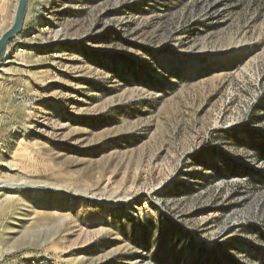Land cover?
Returning <instances> with one entry per match:
<instances>
[{"label":"rangeland","instance_id":"1","mask_svg":"<svg viewBox=\"0 0 264 264\" xmlns=\"http://www.w3.org/2000/svg\"><path fill=\"white\" fill-rule=\"evenodd\" d=\"M257 145L264 0H28L0 66V264H264Z\"/></svg>","mask_w":264,"mask_h":264},{"label":"water","instance_id":"2","mask_svg":"<svg viewBox=\"0 0 264 264\" xmlns=\"http://www.w3.org/2000/svg\"><path fill=\"white\" fill-rule=\"evenodd\" d=\"M27 5L28 0L17 1L12 24L4 33L0 35V66L6 57L9 41L19 34L23 28Z\"/></svg>","mask_w":264,"mask_h":264},{"label":"trees","instance_id":"3","mask_svg":"<svg viewBox=\"0 0 264 264\" xmlns=\"http://www.w3.org/2000/svg\"><path fill=\"white\" fill-rule=\"evenodd\" d=\"M257 146H259L260 148H264V146H263V145H257Z\"/></svg>","mask_w":264,"mask_h":264}]
</instances>
